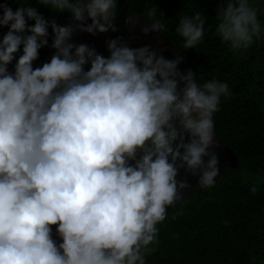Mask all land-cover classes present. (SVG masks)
Listing matches in <instances>:
<instances>
[{
	"label": "clouds",
	"instance_id": "1",
	"mask_svg": "<svg viewBox=\"0 0 264 264\" xmlns=\"http://www.w3.org/2000/svg\"><path fill=\"white\" fill-rule=\"evenodd\" d=\"M38 3L68 22L25 2L0 5V264H145L166 207L189 187L179 168L202 187L215 183L213 114L231 89L215 76L201 83L178 69L181 56L148 44L110 38L104 56L72 42L77 30L116 31V0ZM144 17L142 33H164L155 3ZM214 17L215 35L234 51L264 33L251 0H221ZM207 19L202 10L180 17L184 49L202 43ZM49 28L55 51L33 67Z\"/></svg>",
	"mask_w": 264,
	"mask_h": 264
},
{
	"label": "trees",
	"instance_id": "2",
	"mask_svg": "<svg viewBox=\"0 0 264 264\" xmlns=\"http://www.w3.org/2000/svg\"><path fill=\"white\" fill-rule=\"evenodd\" d=\"M20 2L65 24L67 12H53L38 0H0L15 10ZM221 0H129L128 14L142 18L155 3L165 16L164 34L183 54L201 83L215 76L228 83L231 97H221L213 114L214 133L231 146L238 165L221 173L211 187L196 189L158 222V241L149 245L145 264H264V33L243 51H234L215 35ZM264 28V0H251ZM202 10L208 19L202 43L184 49L176 25L184 14ZM3 9L0 8V14ZM29 24L33 21L29 20ZM2 36L8 30L0 27ZM48 45L38 58L54 49ZM257 184L256 193L251 192Z\"/></svg>",
	"mask_w": 264,
	"mask_h": 264
},
{
	"label": "water",
	"instance_id": "3",
	"mask_svg": "<svg viewBox=\"0 0 264 264\" xmlns=\"http://www.w3.org/2000/svg\"><path fill=\"white\" fill-rule=\"evenodd\" d=\"M128 5L129 0H116V15L114 18V24L116 25V31L109 30L107 32L97 33L95 35L77 30L71 37L74 43H86L91 47H94L97 52L103 54L104 56L109 55L108 49L106 47V41L110 38L120 37L124 42H127L130 47H139L145 44L151 45L153 49L157 51L158 55H163L165 58H175L181 56L182 59L178 64V69L181 72H186L191 69L193 71L194 78H197L195 70L192 69L186 62L183 54L176 47V45L162 32H150L144 34L140 31L141 27L147 23L143 18H141L135 27H132L126 23V18L128 16ZM90 23V19L87 21ZM2 31L0 30V38H2ZM55 51V49H54ZM53 51V53H54ZM52 53V54H53ZM21 54L20 51L17 52L18 57ZM51 54V55H52ZM50 56L44 58H37L33 61V67H38L42 63L48 61ZM15 64V59L8 65L9 71L13 70V65ZM87 67V66H86ZM215 134V133H214ZM187 140V137H186ZM212 151H214L218 156V175L217 177L227 170L234 168L238 165L237 157L231 146L225 144L220 140L216 134L214 138V144L212 146ZM207 160V157H204ZM215 177L214 179H216ZM177 180H186L189 187L182 190L181 199L177 200L174 205L166 207V213L175 207L186 195L195 191L196 189L204 188L198 183V175H192L190 172L186 171L184 167H180L178 170ZM55 231V225L52 226ZM59 239V238H57Z\"/></svg>",
	"mask_w": 264,
	"mask_h": 264
}]
</instances>
